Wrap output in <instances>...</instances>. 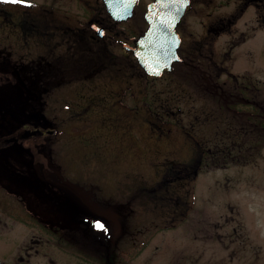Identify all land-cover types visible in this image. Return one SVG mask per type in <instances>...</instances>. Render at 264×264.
<instances>
[{
    "label": "rangeland",
    "instance_id": "obj_1",
    "mask_svg": "<svg viewBox=\"0 0 264 264\" xmlns=\"http://www.w3.org/2000/svg\"><path fill=\"white\" fill-rule=\"evenodd\" d=\"M230 6L215 13H231L235 3ZM192 8L181 27L190 43L203 30L204 11H212L199 2ZM107 14L102 0H0V56L7 53L11 62L27 65L44 61L43 38L34 33L25 36V31L12 27L13 21L45 18L56 22L60 26L50 30L52 42L53 36H49L52 45L58 46L64 42L63 33L80 24L87 27L90 17ZM112 23L113 29L98 49L101 66L95 75L102 77L98 83L75 82L55 88L53 93L40 89L45 93L41 111L56 118L62 128L57 140L43 142L41 154L47 166L62 164L65 174H78L81 179L99 173L100 196L115 205L112 223L119 237L114 264H264L263 38H251L232 59L222 61L226 70L208 72L210 62L197 58L195 73L177 64L173 72L154 78L123 48L125 42L143 33L140 21ZM73 50L63 44L52 57L60 54L65 59L73 56ZM84 56L86 60L91 57ZM248 76L262 80L245 89L236 80ZM216 81L227 83V91L216 86ZM94 86H100L104 97L110 98L94 111L93 119L105 120L111 108L119 107L114 91L129 87L135 95L127 102L137 105L140 120L131 126L123 123L100 129L93 125L90 130L76 131L72 128L76 118L69 116L68 96L97 92ZM228 92L232 97L222 99ZM72 99L76 104L82 102ZM199 140L218 152L204 155ZM91 143L101 150L86 164L82 147ZM202 158L206 164L199 167ZM168 177L177 179L163 183ZM107 187L112 188L104 190ZM22 196H27L25 191H9L0 185V263L83 264L61 246L67 230L57 224L59 217L49 214L44 206L37 208L33 197L29 198V210ZM32 244L33 256L26 255L29 261L18 262ZM86 259V264L99 263L94 257Z\"/></svg>",
    "mask_w": 264,
    "mask_h": 264
},
{
    "label": "flooded vegetation",
    "instance_id": "obj_2",
    "mask_svg": "<svg viewBox=\"0 0 264 264\" xmlns=\"http://www.w3.org/2000/svg\"><path fill=\"white\" fill-rule=\"evenodd\" d=\"M102 1L104 2V0ZM156 1L158 0H138L133 9V14L125 20H116L104 2L108 13L107 17H104L105 15H102L104 18L90 17L86 23L87 27L80 24L74 30L63 33L65 39L61 45H66L67 49H74L73 56H67L65 59L60 54H57L55 58L52 57L55 50L61 47L60 44L53 46L51 43L54 39V34L50 35L51 28L54 25L60 26L55 24L56 22H49L45 18H42L41 22L36 18L13 21L14 26L12 27L25 31V36L34 33L35 37L43 38V46L46 47V52L43 55L44 61H38L39 64H37L34 60L35 62L32 61L27 65V63L11 62L6 52V57L0 56V185L9 191L12 188L18 192L25 191L27 196H22V198H24L23 201L26 200V207L29 210V198L33 197L37 202V208L44 206L49 214L59 217L57 224L61 226L62 231L67 230V239L61 240V246L77 255L83 264H86L88 256L96 258L99 261L98 264H114L115 242L119 237L116 236V225L112 223L115 221L113 215L115 205L100 196L102 189L96 183L99 179L97 177L98 172L90 173L87 179H81L78 174L72 176L65 174L62 164L56 168L52 165L47 166L44 156L41 154L43 142L49 141V139L57 140L62 128L58 126L59 122L54 121L56 118L50 119L45 112L41 111V102L45 93L41 92L40 89L47 90V93H53L55 88L75 82H81V84L85 81L98 83L96 80L102 78L95 75L98 66H101L97 55L98 49L101 44L106 42L108 33L113 29L112 20L118 24L128 23V21L137 18L145 28L139 37H134L131 42H125L123 45L124 50L129 54L131 53L137 60L133 48L137 46L138 38L146 34L150 28V22L147 19L148 9L150 4ZM189 1L176 27L181 41L177 50L180 60L174 63L172 71L165 70L163 76L166 72H173L177 64L183 66V70H187L186 72H197L199 69L196 64L197 58L206 59L210 62V70H206L208 72L226 70L221 62L232 59L240 46L247 43L251 38L257 37V35L263 38L262 47L264 46V0ZM197 2L200 5L204 3L205 7H211L212 11H204L202 16L203 28L201 27L203 30L194 39L195 41L190 43L186 40L184 30L181 27L184 26L185 18L190 15L193 5ZM232 3H235V8L232 9L231 13H224L223 15L215 13L224 10L225 7H231ZM138 6H140L139 11H137ZM202 8L204 7L202 6ZM49 35L53 36L51 42ZM106 52L110 55L108 50ZM85 54H90L91 57L86 60ZM217 56L220 60L217 59ZM84 65L87 68L90 67L88 73ZM26 72L28 75L25 76ZM145 74L147 73L145 72ZM147 75L154 78L163 77ZM261 80L248 76L243 79L238 78L236 81L248 89L249 84L257 86ZM215 84L222 87L223 91H227L225 89L227 83L220 85L216 81ZM94 87L98 89L97 92L87 94L84 91L78 95L72 93L73 95L68 96L70 107H72L69 110V116L73 119L76 118V123L72 124V128L76 131L90 130L93 125L100 129L103 125L106 128H112L123 123H130L131 126L140 120L136 114L137 105H130L127 102L129 96L135 95L131 93L129 87L121 91H114L118 97L116 102L119 107L111 108L104 116L105 120L93 119L94 111L105 102V99L110 98L104 97L100 86ZM73 97L82 102L73 103ZM228 97H232L231 92L222 96V99ZM242 98L246 99L244 96ZM228 102L230 101L228 100ZM230 103L234 104L235 102L232 100ZM198 143L204 155L209 152H218L213 148L207 149L201 140ZM233 145V149H235L236 143L234 142ZM87 148L86 146L82 147L86 152L85 163L90 164L95 159L93 154L99 153L101 149L92 143L87 145ZM96 159L101 158L96 157ZM204 163L206 164V160L200 159L199 167ZM174 176L175 174H173ZM173 177L163 179V183L172 182L170 178ZM105 179L102 180L103 183L107 182L106 177ZM175 179L177 177L173 178V180ZM97 187L100 189L97 190ZM111 188L107 187L104 190ZM101 225L104 227L101 228ZM75 231L77 233H74ZM86 235L91 236L87 237ZM68 246L71 247L68 248ZM31 250H33V244L26 249V254L21 255L17 261L20 263L29 261V258L25 256H33Z\"/></svg>",
    "mask_w": 264,
    "mask_h": 264
},
{
    "label": "water",
    "instance_id": "obj_3",
    "mask_svg": "<svg viewBox=\"0 0 264 264\" xmlns=\"http://www.w3.org/2000/svg\"><path fill=\"white\" fill-rule=\"evenodd\" d=\"M108 11L117 20L128 19L138 0H104ZM189 0H158L149 6L147 19L150 28L137 41L134 49L139 64L149 75L161 77L165 70L172 71L180 60L181 44L177 25ZM161 14V15H160Z\"/></svg>",
    "mask_w": 264,
    "mask_h": 264
},
{
    "label": "snow or ice",
    "instance_id": "obj_4",
    "mask_svg": "<svg viewBox=\"0 0 264 264\" xmlns=\"http://www.w3.org/2000/svg\"><path fill=\"white\" fill-rule=\"evenodd\" d=\"M7 2H11V3H24L26 2V0H7ZM104 226L101 225V228H103Z\"/></svg>",
    "mask_w": 264,
    "mask_h": 264
},
{
    "label": "trees",
    "instance_id": "obj_5",
    "mask_svg": "<svg viewBox=\"0 0 264 264\" xmlns=\"http://www.w3.org/2000/svg\"><path fill=\"white\" fill-rule=\"evenodd\" d=\"M264 124V123H263ZM262 127L260 128L261 130H260V132L262 133V129H264V125H261ZM262 136H263V134H262Z\"/></svg>",
    "mask_w": 264,
    "mask_h": 264
}]
</instances>
